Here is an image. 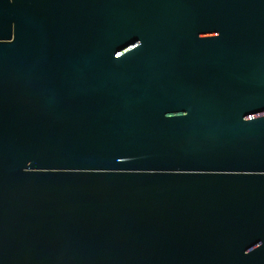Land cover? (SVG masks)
Listing matches in <instances>:
<instances>
[{
  "label": "water",
  "instance_id": "water-1",
  "mask_svg": "<svg viewBox=\"0 0 264 264\" xmlns=\"http://www.w3.org/2000/svg\"><path fill=\"white\" fill-rule=\"evenodd\" d=\"M0 264H264V0H0Z\"/></svg>",
  "mask_w": 264,
  "mask_h": 264
}]
</instances>
